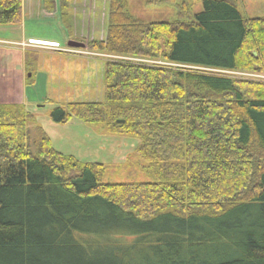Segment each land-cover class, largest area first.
<instances>
[{"label":"trees","instance_id":"1","mask_svg":"<svg viewBox=\"0 0 264 264\" xmlns=\"http://www.w3.org/2000/svg\"><path fill=\"white\" fill-rule=\"evenodd\" d=\"M56 1L65 21L71 0L43 9ZM187 19L144 22L109 0L85 48L175 66L106 59L103 101L50 111L138 141L148 180L105 181V164L57 151L28 106L0 102V264H264V82L224 73H264V16L202 0ZM21 20L22 0H0V26Z\"/></svg>","mask_w":264,"mask_h":264},{"label":"rangeland","instance_id":"2","mask_svg":"<svg viewBox=\"0 0 264 264\" xmlns=\"http://www.w3.org/2000/svg\"><path fill=\"white\" fill-rule=\"evenodd\" d=\"M93 1L95 6L91 19V30L86 29L84 36L91 37L93 40L103 39L107 26L109 0H87L91 4ZM236 5L242 15L249 17L264 16V0H236ZM56 6L59 9L58 1H56ZM201 9L202 0H127L129 14L144 22L161 20L187 22L189 16ZM77 23L79 29L81 27L80 21H75V24ZM32 25L34 26H28V28L38 30L40 27V24ZM9 26L15 25L0 27V46L18 47L23 50L29 47L34 51H39L38 57L30 52L27 54L26 67L38 69V72L36 74L37 85L32 89L30 87L33 83L28 84L25 78L26 85L30 86L26 88L25 95L27 98L31 97V93L35 96L33 98L35 102L28 106L33 117V124L40 126L50 137L52 146L57 151L70 154L81 162L105 164L107 175L104 180L107 182L148 180L145 173L140 169L139 161L133 157L138 141L126 136L104 135L98 125L85 124L77 119H72L67 124L55 123L50 117V111L55 105L64 104L68 101H103V74L106 59L163 64L169 67L175 66V64L97 53L88 48L87 50L85 48H72L66 46L65 41H43L40 39L16 43L6 41L19 39L16 32L8 30ZM55 26L57 25H53V23L43 24L42 33L51 35L50 38L56 35L63 40ZM64 29L66 30V28ZM76 41L84 43L81 40ZM84 44L86 45V43ZM45 49L54 52L46 54L47 57H45L41 51ZM59 53H63L64 56L68 55L70 58L66 60V57L60 56ZM18 60L19 57L14 55L10 56V62L4 60L5 68L0 74V102L11 103L10 101H12V103L22 104L20 97H22L23 89L19 76L16 77L15 73L9 71L5 72L6 69L14 72L15 67L17 68L19 64H15ZM37 63L38 65H36ZM224 73L241 79L264 82V73L238 71H224ZM14 100L17 101L13 102Z\"/></svg>","mask_w":264,"mask_h":264},{"label":"crops","instance_id":"3","mask_svg":"<svg viewBox=\"0 0 264 264\" xmlns=\"http://www.w3.org/2000/svg\"><path fill=\"white\" fill-rule=\"evenodd\" d=\"M88 3V4H87ZM94 1L93 3H89L87 2V0H71V4L68 7L67 10V14L65 17V21H63V19H60V14H59V9L57 8L58 6L55 7L54 11L49 13L46 12L43 9L42 6V0H22V20L21 23L15 26H9L10 28L8 29L9 31H14L17 33L18 38L16 40H6V41H11V42H19V41H28L31 39H40L43 41H61V42H66V46H67V42L68 40H79L81 38H84V40H93V38L91 37H86L84 36V32L86 31V29L91 30V19H92V15H93V10H94ZM68 16V18H67ZM75 21H80L81 27L78 29L77 26H79V24H75ZM38 22V23H37ZM53 23V25H57L55 26L58 31L61 34V39H59L56 35H53V38H50L51 35H46V33H42V26L43 24H48V23ZM83 22V23H82ZM32 24H40L39 29L37 30L36 28L33 30L32 28H28V26H34ZM1 27V26H0ZM2 27H6V26H2ZM66 28V30L64 29ZM1 31V30H0ZM91 36V35H89ZM55 39V40H54ZM3 40V39H2ZM67 40V41H66ZM42 41V42H43ZM27 43V42H26ZM86 46V45H85ZM85 50H87L85 48ZM42 54L44 53V56H46V54L49 53H53L54 51H49V49H45V50H41ZM28 52L32 53H36V56L38 57V53L39 51L36 50H32V48L26 47L24 50L20 49V48H14V47H4V46H0V74L2 72V69L5 68V62L9 61L10 56L14 55V56H18L19 60L18 62H15V64L17 65V68L15 67L14 72L6 69V73L9 71L11 73H15V76L18 77L21 81V87L23 89V93H22V97H20L21 99V103L25 104L26 106H30L32 105L35 101L33 100V98H35V96L31 93V97H26L25 95V91L26 88H29L26 85L25 82V78L30 75V73L27 72V67H26V58H27V54ZM61 54L60 56L62 57H66L65 59L67 60V58H70L68 55L64 56L63 53H59ZM10 62V61H9ZM15 65V66H16ZM38 65V63H37ZM37 68H39L38 66H36ZM38 72V69L36 70L35 76H34V81H33V85L30 87V89H32V87L36 86V74ZM28 73V74H27ZM33 91V90H32ZM44 98V95H43ZM18 99V100H20ZM36 100V99H35ZM17 100H14L13 102H15ZM3 103H5L4 101H1ZM12 102V101H10ZM50 138V137H49Z\"/></svg>","mask_w":264,"mask_h":264},{"label":"water","instance_id":"4","mask_svg":"<svg viewBox=\"0 0 264 264\" xmlns=\"http://www.w3.org/2000/svg\"><path fill=\"white\" fill-rule=\"evenodd\" d=\"M68 47H74V48H84L85 45L82 42H78V41H69L67 43Z\"/></svg>","mask_w":264,"mask_h":264}]
</instances>
